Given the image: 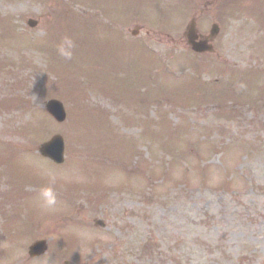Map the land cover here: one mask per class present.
Here are the masks:
<instances>
[{"label":"rangeland","instance_id":"1","mask_svg":"<svg viewBox=\"0 0 264 264\" xmlns=\"http://www.w3.org/2000/svg\"><path fill=\"white\" fill-rule=\"evenodd\" d=\"M205 1L0 0V264H264L259 0ZM196 14L221 23L214 54L186 42ZM223 63L234 103L190 77L224 81ZM57 133L61 165L39 151Z\"/></svg>","mask_w":264,"mask_h":264},{"label":"water","instance_id":"2","mask_svg":"<svg viewBox=\"0 0 264 264\" xmlns=\"http://www.w3.org/2000/svg\"><path fill=\"white\" fill-rule=\"evenodd\" d=\"M30 22L33 23V21ZM194 30H195L194 27H191V29L189 30L190 42L192 43L193 48L196 51H206L208 49H211V47H209L206 44V42L203 43L194 42V36H193ZM46 108L57 120L63 121L66 118L65 108L59 100L56 99L49 100L46 103ZM40 150L44 155L52 158L53 160L57 162H62L64 160V151H65V144L63 137L61 135L53 136L49 141L41 144ZM42 248L43 246L41 247V249Z\"/></svg>","mask_w":264,"mask_h":264},{"label":"clouds","instance_id":"3","mask_svg":"<svg viewBox=\"0 0 264 264\" xmlns=\"http://www.w3.org/2000/svg\"><path fill=\"white\" fill-rule=\"evenodd\" d=\"M68 43H69V45H71V42L70 41ZM60 51H61V54L64 55V56H70L71 55V53L66 52L63 47L60 49ZM44 196L48 198V203L49 204L54 203V199L52 198V194H51L50 191H46L44 193Z\"/></svg>","mask_w":264,"mask_h":264},{"label":"flooded vegetation","instance_id":"4","mask_svg":"<svg viewBox=\"0 0 264 264\" xmlns=\"http://www.w3.org/2000/svg\"><path fill=\"white\" fill-rule=\"evenodd\" d=\"M219 35H220V33H218V36L216 37V39L219 38ZM203 37H204V35L202 33H200V38H203Z\"/></svg>","mask_w":264,"mask_h":264}]
</instances>
